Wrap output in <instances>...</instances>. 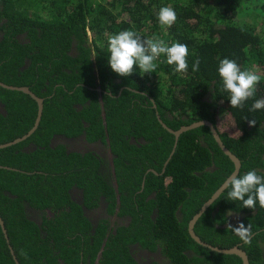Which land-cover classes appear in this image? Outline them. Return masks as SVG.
<instances>
[{
  "label": "trees",
  "instance_id": "1",
  "mask_svg": "<svg viewBox=\"0 0 264 264\" xmlns=\"http://www.w3.org/2000/svg\"><path fill=\"white\" fill-rule=\"evenodd\" d=\"M241 2L254 5L262 12L263 20L241 22ZM165 6L177 13L171 27L162 26L158 19L160 8ZM129 29L145 38L158 36L169 46L173 42L187 45L188 71L175 73V66L167 64L162 55L156 61V73L143 74L134 66L128 77L116 74L109 64L108 36ZM0 31L4 34L0 40V82L30 86L44 99L36 131L26 140L0 149V214L21 264L52 263L44 261V255L51 251L49 239L42 237L43 227L28 217L26 205L59 210L56 217L48 220L50 232L54 239L70 242L67 234L91 227L82 206L72 201L70 188L78 183L91 196L109 188L93 167L78 161L79 155L67 156L64 145H50L56 134L82 132V119L91 122L94 135L106 136L98 86L104 91L110 146L118 155L120 177L127 180L122 190H140L144 170L130 163L136 152L162 162L174 149L175 135L161 125L157 113L174 130L196 121H211L227 148L239 157L238 175L253 169L264 174V109L249 111L256 99L264 98V9L256 0H0ZM25 32V39H20L19 35ZM197 58L201 61L199 71L193 72ZM224 58L235 60L242 70H255L261 77L255 96L243 110L231 108L229 93L221 91L218 67ZM26 59L29 66L21 68ZM121 88V95L112 98L111 94L118 95ZM0 99L6 101L9 112L7 118L0 114L1 144L23 136L34 126L38 103L30 94L1 85ZM251 120L256 121L255 126L250 125ZM134 135L145 136L149 142L132 145L129 140ZM126 136L127 139H119ZM30 141H35L37 148L30 153L21 150ZM127 151L131 156L125 159L123 152ZM6 165L21 170L8 169ZM234 170L235 163L221 149L209 126L185 131L166 168L165 175L171 181L148 177L144 192L156 190L153 201H162L158 221L138 215L139 211L149 215L158 203L130 206L128 201H133V194L127 190L122 213H131L136 219L129 229L122 227L116 235L110 231L104 255L114 251L118 259L127 256L129 260L130 255L122 249L123 242L130 240L124 236L138 234L143 238L147 232L165 239L170 251L178 255L190 238L188 219ZM145 195L139 193L136 200ZM86 204L96 206L89 201ZM67 205L69 210L63 208ZM179 205L184 214L182 223L175 213ZM113 209L114 203L110 206ZM229 210L244 214L242 223L252 226L250 245L230 226H224ZM107 227L106 223L98 226V236L105 235ZM166 230L173 234L169 240L163 234ZM195 230L212 245L240 246L249 255L250 264H264V208L258 203L255 210L243 208L241 202L229 200L225 190L200 217ZM101 241L98 237V244ZM156 242L144 243L153 247ZM196 249L199 256L195 261L199 264H243L236 254L219 253L202 245ZM0 264H16L1 225ZM182 264L191 263L182 258Z\"/></svg>",
  "mask_w": 264,
  "mask_h": 264
},
{
  "label": "flooded vegetation",
  "instance_id": "2",
  "mask_svg": "<svg viewBox=\"0 0 264 264\" xmlns=\"http://www.w3.org/2000/svg\"><path fill=\"white\" fill-rule=\"evenodd\" d=\"M26 34L27 33L25 32L19 35V38L25 39ZM3 37H4V34L0 31V40ZM74 46H75V43L72 48L73 52L75 51ZM28 66H29V60L26 59L25 64L21 68H25ZM7 85H10V84H7ZM11 86H16V85H11ZM3 87L6 89H10V90H16V89H11L5 86ZM18 87H23V86H18ZM26 87L30 89V86H26ZM122 91H123V88L119 90L118 95L111 94L112 98L115 96L119 97ZM97 92L99 93V100L101 102V108H102L101 115H102L103 123L105 124L104 130H105L106 136L94 135L91 132V127H92L91 122L88 120L82 119L81 120L83 124L82 132L76 135H65L61 133L56 134L51 139L50 145L53 148H56L60 145H64L65 146L64 149L66 150L65 155L67 156H72V154L79 155L80 157L78 158V161L85 163L87 166H89V168L93 167L96 170V173L103 177L106 185L109 187L108 188L109 190L106 189L104 192H100L99 190V193L97 195L93 193V195L91 196L88 193H86V189L79 186L78 183H74V185L70 188L69 194H70L72 201L82 206L85 216L91 223L90 230H88L87 228H84L83 231L75 230L76 232L72 233L71 236L67 234L66 237H68L67 239L70 242L66 241L65 238L63 240H56L54 239L52 232H50V227H49L50 225L48 224V220L56 217L60 212L59 210L56 211L50 208L39 209V208H34L33 205L31 204L26 205V212L28 214V217L32 221H34L39 227H43V228H40L41 235L44 239H49V242H50L51 251L47 252L44 255V261L49 262L50 260L52 261L51 264H182V258H183L189 261L191 264H199L195 261L196 256H199V253L197 252L196 248L197 246H200L201 244L191 236L190 231H189V222L193 218V216L190 219H188V223L186 225L187 233L190 237L188 239V244L186 246V249L182 248L181 253H178V255L170 251V247L167 245L165 239L163 240L159 238V235L153 236L151 232L145 233L143 238H140L138 234H131L129 236H124V238H128L130 240L129 242H123L124 249H122L124 254L130 255L129 260L127 256L122 257L121 259H118L114 251L107 255H104V252L106 250V245L111 235L110 231L113 230V234L116 235L118 230H120L122 227H126V229L131 228L132 224L134 223L136 219V217L132 215L131 213L129 214L122 213L124 209L122 208V206L125 205L123 201V195H128V193L126 192L127 190L131 194H133V201H128L131 203L130 206L134 205L137 207H140V206L145 207L146 205H152L155 202L156 204L158 203L157 205L154 206L152 212L149 215H145L146 211L138 212V215L140 218L146 217L155 222L158 221L159 207L162 201L159 202L158 198H157L158 202L153 201L157 196L156 190H153V191L148 190L149 193L144 192V191L147 189L146 186L148 182V177L152 178L153 175L157 177L158 179H163L164 182L166 183L171 181V177L166 176L165 174H166V168L168 167V164L172 156L174 155L175 151L173 153V150H172L169 156L167 157V159H165L162 162H160V159L156 157H153L152 159H150V157L149 158L147 157V154L144 155V154L136 152V154L133 155L132 162L130 163H132L135 167L138 166L140 167L141 170H144L143 177L140 182V190H134L133 188H128L125 191L122 190L121 187L123 183L127 180L125 178L120 177L121 168L117 164L118 155L116 154L115 151L112 150L110 146L112 138L110 137V134H109L110 129H109V126L106 120V111H105L104 98H103L104 91L101 89L100 86H98ZM11 97L15 99L20 98L18 95H11ZM5 103L6 101H4V99H0V114L7 118L9 115V112L7 109V105ZM148 106L151 107L150 105ZM157 117H158V113H157ZM180 136H179V139H180ZM103 137H106V138L103 139ZM123 138L127 139L128 136L121 137L119 139H123ZM196 138L198 140L199 135H197ZM148 142L149 141L146 139L145 136H136V135L131 136L129 140L130 144L132 145L136 144L138 146H141L142 144H147ZM36 148H37L36 142L30 141L26 143V145L21 147V150L30 153V152H33ZM16 153H18V151H16ZM123 156L125 159H128L131 156V153L128 151L123 152ZM4 167L8 169H12V170H21L19 169V167H16V166L6 165ZM142 192L146 195L144 197L139 196L138 199L136 200V197L138 196V194ZM87 201L91 202V204L96 203V206L88 207V205L86 204ZM112 203H114V209L111 211L110 206ZM63 208L69 210L70 206L67 205V206H64ZM229 212H231L232 215L231 216L228 215L229 220L224 226L229 225V224H234V223L237 224L238 226V223L242 222L244 214L242 215V213H237L236 211H233V210H229L228 213ZM175 213H176V218L178 222L182 223L184 221V214L182 212L181 205L177 206ZM104 223H106L108 227H107L105 235H102V237H100L98 236L99 232L97 228L98 226H101ZM70 232H74V231H69V233ZM163 234L166 236V239L168 240L169 238L173 236L170 230H166ZM174 235H177V234L175 233ZM197 235L200 236L199 234ZM98 237L99 239H102L100 244H98ZM151 240L157 241L156 242L158 243L157 246L152 247L144 243V242H148ZM63 246H65L66 248L63 249L62 248ZM72 250L76 251V253H71ZM65 251L66 253H64ZM15 254H16V251H15ZM174 256L175 258L176 256H180L182 258H176V260H174ZM78 258L79 260L77 261Z\"/></svg>",
  "mask_w": 264,
  "mask_h": 264
},
{
  "label": "clouds",
  "instance_id": "3",
  "mask_svg": "<svg viewBox=\"0 0 264 264\" xmlns=\"http://www.w3.org/2000/svg\"><path fill=\"white\" fill-rule=\"evenodd\" d=\"M162 26L171 27L177 20L176 11L169 6L161 7L158 14ZM107 35V34H106ZM109 64L111 69L122 77L133 74L138 66L140 73H156V61L163 55L169 65H174V72L184 74L188 71L187 57L189 50L187 45L173 42L169 46L158 36L145 38L135 30H122L117 34L108 36ZM200 59L197 58L192 71H199ZM219 76L222 79V92L229 93L231 108L244 109L246 102L255 96L257 86L261 81L260 75L255 70H242L235 60L224 58L220 60L218 67ZM264 109V98L256 99L249 111ZM247 119V118H245ZM255 126L256 121H249ZM223 188L227 190V198L231 201H239L243 208L255 210L257 203L264 208V174L257 170H249L243 175H230L224 182ZM232 215L231 212L228 213ZM246 244L252 242V226H245L242 222L238 226L229 224Z\"/></svg>",
  "mask_w": 264,
  "mask_h": 264
},
{
  "label": "water",
  "instance_id": "4",
  "mask_svg": "<svg viewBox=\"0 0 264 264\" xmlns=\"http://www.w3.org/2000/svg\"><path fill=\"white\" fill-rule=\"evenodd\" d=\"M0 85L1 86H5V87H8V88H11V89H16V90H21L25 93H28L30 94L38 103V115H37V119L35 121V124L34 126L26 133L24 134L23 136L21 137H18L16 139H14L13 141H9V142H6V143H1L0 144V149L2 148H5V147H8V146H11L13 144H16V143H19L21 141H24L26 140L27 138H29L35 131L36 129L38 128L39 124H40V121H41V117H42V113H43V108H44V100L43 98L37 96L35 93H33L28 87L26 86H23V87H18V86H11V85H7V84H4L3 82H0ZM158 118H159V121L162 123V125L168 129V131H170L171 133H173L175 135V138H176V141H175V145H174V149H173V153L176 149V146H177V142L179 140V136L187 131V130H190V129H193V128H196L198 126H201V125H207L210 127L212 133L214 134V137L215 139L217 140L219 146L221 147V149L232 159V161L235 163V170L232 172L231 175L233 174H236L238 175L239 172H240V168H241V161L239 159V157L234 154L229 148H227V146L224 144L223 140L221 139L220 135L218 134L215 126L213 125L212 122H210L209 120H201V121H196L190 125H184L182 126L180 129H177V130H174L172 128H170L169 126H167L166 123L163 122L161 116L158 114ZM172 153V154H173ZM171 154V155H172ZM224 186V183L223 185L217 190L215 191V193L212 195V197H210V199H208V201H206L204 203V205L201 207V209L193 216V218L190 220L189 222V231H190V234L191 236L196 240L198 241L201 245L205 246V247H208L210 248L211 250L213 251H216V252H219V253H224V254H236L238 256H240L242 258V261H243V264H250V259H249V255L247 254V252L241 248L240 246L236 245V246H233V247H230V248H221L219 246H215V245H212L206 241H203L201 239L200 236L197 235V233L195 232V226H196V223L197 221L200 219V217L206 212V210L209 208V206L220 196V194L225 190L223 188ZM0 225H1V228L3 230V233L5 235V238H6V241L9 245V248H10V251L13 255V258L15 260V262L17 264H21L15 254V251H14V248L10 242V239H9V235H8V232H7V229H6V226H5V222L0 214Z\"/></svg>",
  "mask_w": 264,
  "mask_h": 264
},
{
  "label": "rangeland",
  "instance_id": "5",
  "mask_svg": "<svg viewBox=\"0 0 264 264\" xmlns=\"http://www.w3.org/2000/svg\"><path fill=\"white\" fill-rule=\"evenodd\" d=\"M256 3H259V5L264 9V2L263 0L257 1ZM33 6V2L31 3ZM239 20L244 23H252L257 21H262V12L257 11L253 6L248 5L247 3L241 2V12L239 13L238 16Z\"/></svg>",
  "mask_w": 264,
  "mask_h": 264
}]
</instances>
